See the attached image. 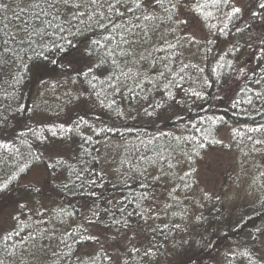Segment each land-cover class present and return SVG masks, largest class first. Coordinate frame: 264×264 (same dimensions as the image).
Returning a JSON list of instances; mask_svg holds the SVG:
<instances>
[{"label":"trees","instance_id":"trees-1","mask_svg":"<svg viewBox=\"0 0 264 264\" xmlns=\"http://www.w3.org/2000/svg\"><path fill=\"white\" fill-rule=\"evenodd\" d=\"M261 4L153 5L157 19L141 21L156 29L151 40L136 58L117 50L119 66L95 79V68L78 71L97 59L84 51L104 34L95 27L78 47L53 50L60 63L26 71L10 60L0 73V261L264 264ZM119 12L107 13L113 23L134 20L126 5ZM133 211L127 227L113 223Z\"/></svg>","mask_w":264,"mask_h":264},{"label":"snow or ice","instance_id":"snow-or-ice-1","mask_svg":"<svg viewBox=\"0 0 264 264\" xmlns=\"http://www.w3.org/2000/svg\"><path fill=\"white\" fill-rule=\"evenodd\" d=\"M165 2L170 5L167 11L171 12L177 7L179 0H176L175 3L173 0H0V73L4 71L10 60L13 64L23 65L26 71L32 65H36L37 70H40L41 61L49 60L53 50L56 53L66 52L65 44L71 48L78 47V43L73 44V40L78 35H85L95 27L102 29L104 34L100 39L91 40L84 51L90 59L94 54L97 59L87 67V72L83 69L78 71L79 74L88 76L93 73V68L97 69L93 79L96 78V75H108L111 69L105 65L111 62L112 65L119 66L118 60L115 59L117 50L121 57L136 58L138 47L151 40L149 30L155 32L156 29H149V24H142L141 21L156 20L157 16L154 14L153 5L156 8H163ZM224 2L227 3V0ZM12 3L15 4L14 7ZM121 5H126L127 12L132 13L134 20L117 25L111 21L107 13L113 12L122 16L123 13L119 12ZM260 7L264 8V4H261ZM240 11V8L233 7L232 14ZM136 12H140L141 15H136ZM255 15L257 13H253V16ZM168 19H173V16L170 15ZM104 20H108V23H104ZM179 23H186V21H179ZM101 40L104 43H101ZM110 45H114V47H110ZM143 58L140 56L138 59ZM63 59L64 57H61L60 60L52 59L49 60V63L57 64ZM69 67H71V61H69ZM124 75L128 74L124 73ZM88 83L93 89L95 88L92 81H88ZM137 86L139 87V84ZM61 130H63V126H61ZM52 135L55 136L57 133L53 132ZM141 159L146 158L142 157ZM160 159L165 158L161 156ZM168 167L171 169L174 165L168 163ZM20 171L23 172L24 169L21 168ZM147 172L148 169L144 168L141 175ZM185 175L189 174L185 173ZM12 179L15 177H11L9 182ZM153 179L159 180L160 177L156 176ZM180 179L183 180L184 177ZM91 183L95 185L96 181L92 180ZM185 186L190 187V185ZM7 187L8 184H0V191ZM80 187L83 188V184ZM141 187L145 188V191L141 194L140 200H150L147 186L141 183ZM21 207L23 208L25 205L22 204ZM154 211V208H150L147 214L152 215ZM120 212L123 216L126 206L121 207ZM138 214L135 211L127 212L126 219H114L113 223L127 227L128 220ZM15 235L19 236L20 233L16 232ZM8 238L10 239L11 236ZM87 239H92V237H87ZM150 254V251H145V256ZM0 264H3V261H0Z\"/></svg>","mask_w":264,"mask_h":264}]
</instances>
